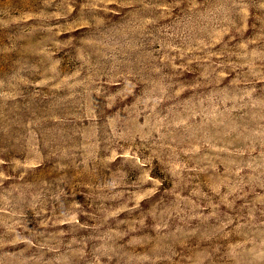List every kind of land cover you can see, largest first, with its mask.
Segmentation results:
<instances>
[{
	"label": "rangeland",
	"instance_id": "374dc122",
	"mask_svg": "<svg viewBox=\"0 0 264 264\" xmlns=\"http://www.w3.org/2000/svg\"><path fill=\"white\" fill-rule=\"evenodd\" d=\"M0 264H264V0H0Z\"/></svg>",
	"mask_w": 264,
	"mask_h": 264
}]
</instances>
